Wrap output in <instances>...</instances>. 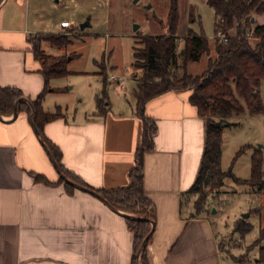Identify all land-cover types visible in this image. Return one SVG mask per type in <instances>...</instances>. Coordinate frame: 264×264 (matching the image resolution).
<instances>
[{
	"label": "crops",
	"instance_id": "0c3cea01",
	"mask_svg": "<svg viewBox=\"0 0 264 264\" xmlns=\"http://www.w3.org/2000/svg\"><path fill=\"white\" fill-rule=\"evenodd\" d=\"M51 1L56 5L60 0H0V88L18 89L24 102L34 100L45 85L31 38L75 27L70 20L49 16ZM251 19V29L263 25L264 12ZM178 39L181 45L183 37ZM214 42H208V54L187 62L188 74L206 71L209 59L216 57ZM47 46L54 47L43 42L45 52ZM135 73L129 87L125 75L110 73L116 80L106 83L101 115L96 97L103 89V76L85 96L77 93L76 107L54 99L67 88L52 83L54 78L48 82L42 108L59 109L61 116L46 122L42 134L61 151L63 166L92 188L129 184L141 140ZM130 89L131 101L126 97ZM190 93L171 89L145 104V115L156 124L153 149L141 160L143 190L152 203V233L146 245L151 264L228 262L211 220L205 215L190 217L192 207L186 201L205 143V120L189 101ZM34 174L49 183L59 177L28 114L18 109L14 118L13 113L0 114V264H131L133 235L122 214H136L113 210L94 193L77 187L69 194L62 184L36 181Z\"/></svg>",
	"mask_w": 264,
	"mask_h": 264
},
{
	"label": "trees",
	"instance_id": "16d2710c",
	"mask_svg": "<svg viewBox=\"0 0 264 264\" xmlns=\"http://www.w3.org/2000/svg\"><path fill=\"white\" fill-rule=\"evenodd\" d=\"M214 11L215 27H221L228 37L226 42H214L215 59H209L208 67L200 75H191L186 71V64L198 61L203 54H208L209 43L203 33H196L189 29L183 38L182 47L178 48L175 35L178 24V1L169 0L166 34L159 36H145L140 39L142 47L134 48L133 66L141 71L138 86L134 91L135 114L141 121V140L135 151L136 163L129 171V184L125 187L103 190L95 189L84 183L79 177L68 171L62 164L61 151L53 145L43 134L42 127L46 122L61 116V111L43 110L41 102L49 91L50 79L66 76L67 58L44 53L41 48L43 42L58 49L65 48L69 40L62 33L36 34L30 40L35 58L40 62L41 72L45 79L43 91L31 101L24 102L21 91L15 88H0V114L13 113L15 103L17 109L24 110L30 121L39 132L42 145L49 151V158L56 163L58 179L49 183L39 174H34L36 181L47 184H62L67 193L71 194L75 183L91 190L116 210H123L135 215L125 216L127 228L133 235L131 264H151L147 255V241L145 237L152 229V203L145 196L142 186V155L153 149V136L156 133L155 121L145 115V104L151 98L168 90L191 91L189 101L196 106L198 115L205 120V143L194 184L186 191V201L197 196L192 201L190 217L203 215L202 209L207 199L205 188L221 186L226 172L220 168L222 147V130L229 125L228 118L246 111L249 115L261 114L263 103L260 97V82L264 79V24L251 29L253 14L264 12V0H204ZM222 20V21H220ZM194 21L192 15L189 22ZM234 29L235 35L230 31ZM252 31L255 41H249L246 34ZM254 40V39H253ZM180 69V72L178 71ZM103 89L96 97L97 111L101 115L105 111L107 102V77L102 71ZM27 100V99H26ZM244 101L245 106L241 104ZM225 123V124H223ZM243 148L238 152L241 153ZM261 157L256 153L251 161V177L248 180L237 179L249 186H257L264 190ZM252 225L243 220L238 221L232 232L241 238L249 233ZM264 238V230L260 232L258 240ZM255 242V244L258 242ZM220 246V244H219ZM139 253V259H138ZM232 258L244 261L245 255ZM259 262L264 261V247L260 248Z\"/></svg>",
	"mask_w": 264,
	"mask_h": 264
},
{
	"label": "rangeland",
	"instance_id": "374dc122",
	"mask_svg": "<svg viewBox=\"0 0 264 264\" xmlns=\"http://www.w3.org/2000/svg\"><path fill=\"white\" fill-rule=\"evenodd\" d=\"M177 1L179 18L175 35L184 38L190 29L203 33L208 42H212L215 37L213 9L204 0ZM52 7L49 16H60L75 25L62 33L69 40L65 48L47 46L46 49L48 54H63L68 60L69 74L52 80V83L66 87L67 92L52 97H58L69 107H76L77 93L85 96L89 87L102 82V71L106 77L111 72L125 75L128 87L132 74L136 72L139 82L141 71L132 66L134 48L142 47L139 42L142 37L166 34L169 0H60ZM190 15L194 18L192 22H189ZM84 23L86 25L80 29ZM232 32L235 35L234 29ZM248 33L249 41H254L252 31ZM177 41L178 48H181L180 39ZM108 91L111 93L110 89ZM126 97L133 100L131 89ZM260 97L263 103L261 114L249 115L244 111L227 119L230 124L222 130L220 157V168L227 174L221 186L205 188L207 199L202 213L212 222L220 248L228 259L226 264H264V261H258L260 248L264 247V238L258 240L264 230V190L236 180L250 179L251 161L256 153L262 160L264 179V79L260 82ZM241 104L245 106L243 100ZM241 148L243 151L237 155ZM194 199L197 196L187 201L191 207ZM241 220L252 225L251 231L242 238L232 232L234 225ZM243 255L244 261L232 258Z\"/></svg>",
	"mask_w": 264,
	"mask_h": 264
},
{
	"label": "water",
	"instance_id": "95a60500",
	"mask_svg": "<svg viewBox=\"0 0 264 264\" xmlns=\"http://www.w3.org/2000/svg\"><path fill=\"white\" fill-rule=\"evenodd\" d=\"M251 21L253 22V19H251ZM86 25V23H84V24H81L80 25V29H83V27ZM18 102V101H17ZM17 102H16V104H17ZM16 114H17V107H16V105H15V107H14V110H13V118L16 116ZM32 123V122H31ZM223 124H225V123H223ZM32 126H33V129H34V131H35V133L36 134H39V132H38V130H37V128L34 126V124L32 123ZM41 141V140H40ZM41 143H42V145H44L43 144V142L41 141ZM46 149V148H45ZM46 152H47V154L49 155V151L48 150H46ZM52 163H53V165H54V167H55V169L58 171V169H57V165H56V163L52 160ZM64 179H65V181H67V182H69V183H71V184H73L75 187H77V188H80V189H83V190H85V191H89V192H91V193H94L95 195H97L104 203H106L109 207H111L109 204H108V202L107 201H105L103 198H101L98 194H96L95 192H93V191H91V190H88V189H85V188H83V187H81V186H79V185H77V184H75V183H72L71 181H69L67 178H65L64 177ZM111 209H113L112 207H111ZM114 210V209H113ZM124 217L125 216H131L130 214H122ZM247 215H244L243 217H246ZM151 233H152V229L150 230V232L148 233V235L145 237V239H144V241H143V243H145L147 240H148V238L150 237V235H151ZM138 259H139V253H138ZM137 264H139V262L137 263Z\"/></svg>",
	"mask_w": 264,
	"mask_h": 264
},
{
	"label": "built area",
	"instance_id": "2783aa9c",
	"mask_svg": "<svg viewBox=\"0 0 264 264\" xmlns=\"http://www.w3.org/2000/svg\"><path fill=\"white\" fill-rule=\"evenodd\" d=\"M222 21V20H220ZM248 35H250V33H247V37ZM215 41L218 40V41H221V42H226L228 37L223 33L221 27H217L216 30H215V37H214ZM108 80L110 82H114L116 80V77L115 75L113 74H110L108 75Z\"/></svg>",
	"mask_w": 264,
	"mask_h": 264
}]
</instances>
